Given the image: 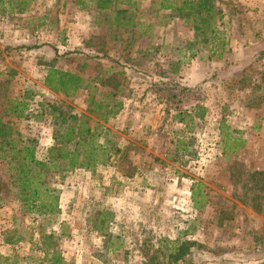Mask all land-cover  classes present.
Listing matches in <instances>:
<instances>
[{"label":"rangeland","instance_id":"374dc122","mask_svg":"<svg viewBox=\"0 0 264 264\" xmlns=\"http://www.w3.org/2000/svg\"><path fill=\"white\" fill-rule=\"evenodd\" d=\"M183 1L0 0V120L39 161L86 156L43 168L50 214L0 162V264H50L48 233L59 264H264V0H210L203 21Z\"/></svg>","mask_w":264,"mask_h":264},{"label":"trees","instance_id":"16d2710c","mask_svg":"<svg viewBox=\"0 0 264 264\" xmlns=\"http://www.w3.org/2000/svg\"><path fill=\"white\" fill-rule=\"evenodd\" d=\"M98 1L100 2V0ZM183 3H186L185 0ZM210 4V0H197L195 7L191 6V8H194L192 14L200 16L201 21L205 20V15H207L208 11L211 9ZM125 13V9H116V16L119 21ZM119 14H121V16H119ZM44 83L53 90L59 89V91L65 95H72L82 87L83 81L79 74L57 68H48L44 76ZM180 89L185 88L180 87ZM92 101L93 100L90 99L89 103H92ZM13 104H15L16 108L19 110V112H16L18 116L21 114L24 102L21 100H14ZM119 107L120 106L116 109L110 107L107 112L113 115ZM69 118L75 119V116L72 115L69 116ZM62 121H64V119ZM72 132V127L66 128L64 132V144L72 139ZM78 132H81V129H79ZM90 144H92V141ZM60 147L59 144L58 146L48 148V161H39L33 156V147L27 143L15 142L12 136L11 126L0 120V162L3 163V167L7 174V184L15 186L16 198L26 211L39 214H50L56 209V196L45 184L43 179V168L47 167V165L50 163L53 165L55 162H58L57 165L63 168H73L76 165L86 167V162H84L86 156H83L82 159L78 161L75 150L63 151ZM57 149L58 152L54 155L53 152ZM53 236L52 233L42 234L40 243L42 249L45 250L44 256L46 257L49 255V263L59 264L61 258L59 252L54 248ZM7 241L11 240L7 239ZM186 244H189V242H183L181 245L176 246L174 250L168 254L169 260L172 262L180 258L182 260L184 254L188 252ZM49 247L50 250H48Z\"/></svg>","mask_w":264,"mask_h":264}]
</instances>
